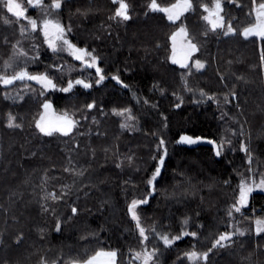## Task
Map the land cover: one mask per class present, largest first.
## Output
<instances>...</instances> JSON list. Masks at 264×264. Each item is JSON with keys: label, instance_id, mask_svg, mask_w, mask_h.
Returning <instances> with one entry per match:
<instances>
[{"label": "trees", "instance_id": "obj_1", "mask_svg": "<svg viewBox=\"0 0 264 264\" xmlns=\"http://www.w3.org/2000/svg\"><path fill=\"white\" fill-rule=\"evenodd\" d=\"M176 1L157 3L164 7ZM126 2L132 17L128 21L111 19L119 6L113 0H63L61 8L53 10L62 25L71 27L67 38L78 47L95 49L101 58L98 66L106 79L99 85L94 83L98 78L94 68L85 70L68 52L54 55L43 44L40 8L27 13L37 19V30L22 36L20 27L29 26L28 21L20 18L16 22L17 18L0 6V18L12 21L5 24L0 19V69L11 57L14 67L6 74L19 70L35 55L34 44L40 45L39 61L29 62V72H44L45 65L59 66L48 70L58 88L43 96L39 95L41 86L34 81L27 82L35 90L27 94L23 92L24 82L0 85V264H40L41 257L48 264H68L72 260L82 263L99 250H116L117 264H141L132 260V252L140 251L142 245L135 222L127 214V204L134 198L148 199L137 209L146 229L155 227L171 235L198 233L196 237L184 236L168 248L149 235L147 247H156L161 253L158 264H191L183 254L193 248L207 251L220 233L231 230L230 223L264 218L262 191L253 192L248 206L242 213H234L233 220L226 211L237 194L241 174L250 175L247 156L240 151L241 140L251 149L254 173H264V39H245L239 34L255 22L254 5L264 0H255V4L253 0H222L225 25L230 22L237 29L236 34L228 36L222 29L211 31L202 19L207 13L200 5L211 8L213 0H192L193 9L174 23L165 13L149 10L150 0ZM50 3L44 0L45 5ZM181 26L199 48L187 63L190 67L197 59L205 63L199 71L193 67L191 74L172 63L170 56L172 34ZM18 40L27 57L13 56L11 45ZM182 76L192 92L185 89ZM78 78L87 79L93 86L85 89L76 85L69 93L58 90L69 79ZM233 88L238 100L224 104L223 96ZM201 89L215 95L220 104L194 103ZM5 92L13 96L19 92L24 99L6 100ZM45 100L56 112H67L79 121L71 134L45 136L35 127ZM93 102L95 107L87 109L86 105ZM113 108H130L136 117L135 130L122 129L124 117L112 114ZM9 112L21 128L6 126ZM222 113L226 114L223 119ZM241 125L243 136L237 132L232 135ZM180 135L202 140L194 145L176 143ZM161 137L168 155L152 192L146 181L157 165L152 157L159 155L156 146ZM221 137L231 139L235 150L226 149L217 157L207 141L219 143ZM129 156L133 158L131 163L126 159ZM72 166L88 171L82 177L64 171ZM63 185L71 186L64 200L42 199L50 192L59 195ZM44 203L55 208V215L60 217L59 232L52 213L42 212ZM72 207L78 209L75 216ZM185 218L189 219L187 226L182 223ZM20 234L23 238L17 244ZM233 241L229 248L214 250L210 264H264V233L248 231L233 237Z\"/></svg>", "mask_w": 264, "mask_h": 264}, {"label": "snow or ice", "instance_id": "obj_2", "mask_svg": "<svg viewBox=\"0 0 264 264\" xmlns=\"http://www.w3.org/2000/svg\"><path fill=\"white\" fill-rule=\"evenodd\" d=\"M63 0H51V3L48 5L44 4V0H25V3L28 6L40 8L42 12H48L49 9L59 10L62 6ZM114 3H117L119 6L116 8L114 16L111 17V19H119L120 21H128L132 17L129 14V8L130 5L126 2V0H113ZM253 4H255V0H253ZM0 6L5 8L8 13H11L16 17V22H19L20 18H23L28 21V25L25 26L21 25L20 27V33L21 35H25L26 33L35 32L38 28V21L36 18H31L26 15L27 8L24 7V4L19 2V0H0ZM147 7L151 11H159L167 14V19L171 22H175L176 20H179L180 17L185 13L193 9V3L192 0H178L176 4H172L170 7L164 8L161 7L157 0H150V2L147 4ZM201 8H203L204 12L208 13L207 15L202 16V19L206 21L211 26V31L215 32L217 29H225L223 32V35L228 36L231 34H236L237 29L232 27V24L229 22L227 26L224 22V17L221 15L222 9V0H213V8H209L208 4H201ZM257 15V23L249 26L244 27L242 30H240V35H242L245 39L249 37H259L261 39H264V3H260L258 5V8L256 10ZM3 19V22L5 24H9L12 21H10L7 17L0 18ZM40 31L44 37L43 44H46L49 49L53 52L54 55H58L62 52H68L70 56H72L75 60L80 61L82 63L83 68L86 69H95L97 79L94 80V83L96 85H99L106 79L105 75L103 74V70L98 66V61L101 59L99 56L95 54L96 50L91 49L89 50L87 47H78L76 44H74L70 39L67 38V35L71 33L72 29L71 27H65L59 21H53L50 19H43L40 21L39 24ZM177 34H183L185 37L188 36L187 29L183 26L180 27L179 33H173L172 39L175 40V37ZM207 35V33H205ZM5 43H8V41L5 39ZM21 42L18 40L15 44H12L11 47L13 49V56L16 57V59H19L20 57H27L28 53L24 51L22 47H20ZM188 48L184 54V57L182 60H177L175 58V55L171 57L172 63L177 64L179 63L180 66L184 69L188 70V74H191L192 68L194 67L196 71H199L205 67V63L201 60H195L193 65L190 67L187 63L188 59L197 51H199V48L197 47L196 43L192 42V39L187 40ZM39 50L40 45H33V51L35 52V55L30 57L28 60L24 62V66L20 67L19 70H14L11 75L6 74L8 69H13L14 62L12 61V58L10 57V60L4 61L2 65V69H0V85H3L5 87L12 86L16 81H21L25 83V87L23 89L24 94H27L28 92L35 91L31 87H29L28 83L29 81H35L37 84H39L40 92L39 95L43 96L46 91L52 89L55 90L58 88L57 84L53 82V79L50 77L48 70L52 68H59L56 64L51 65H45V71L40 73H31L28 71V64L30 63H37L39 61ZM262 59H264V56H262ZM62 70V69H60ZM113 79L119 81L118 76H113ZM182 79L184 80V86L185 89L189 92H192L193 89L190 88L187 84V79L182 76ZM221 81L224 80V77H220ZM237 79H243V77H238ZM80 85L85 89L91 88L93 86L92 82L88 81L87 79H76L75 81L69 79L67 81V85L65 87H60L58 90L64 93H69L72 91V89L76 86ZM124 87H128V85H124ZM4 99L8 100L11 99L14 102L23 100L24 95H21L19 92L13 96L11 93L5 92ZM199 96L200 98L198 100H195L194 103H203L205 101H215L218 105L220 104V100L215 95H208L206 92H204L202 89L199 90ZM231 97V99H229ZM178 99H181L180 97H177ZM238 100L237 93L234 90L229 91V93H226L223 96V103L229 104L233 101ZM143 103L147 104L148 101L144 100ZM182 103V99H181ZM51 103L47 100L44 101V103L41 105V107L45 110L51 108ZM237 108L240 107L239 103H236L235 105ZM95 107V102L89 103L86 105L87 109H92ZM155 107V105H153ZM177 108L180 107V104L176 105ZM261 111H264V109H261ZM112 114L124 117V122L121 123L120 127L122 129H126L128 131L135 130V123L136 117L132 115L130 108H124V109H112ZM223 114L221 115V119L224 118ZM16 116L13 115L11 112L7 114V127L8 128H21L22 124L16 122ZM166 119V118H165ZM94 123H98V121L93 120ZM79 121L75 120L70 116L67 112H65L61 117L58 118L57 121H46L44 116L41 115L40 119L35 121V127L39 130L40 133H42L45 136H52L54 133H59L63 136H68L72 133L73 129L78 125ZM166 126V125H165ZM244 134V126L241 125L239 130V135L243 136ZM232 135H237L236 131L232 132ZM202 140L201 137H193L190 135H180L179 139L176 141V143L180 144H186V145H194L197 144ZM209 144L213 145L215 150V156L219 157L221 156L224 151L227 150H235L232 148V140L226 139L224 137H221L219 143L216 140H208ZM240 151L244 152L247 156L248 161V172L253 175H249L248 177H245L243 174H241V179L239 184L237 185L236 195L234 198L233 203L230 205V207L226 210L227 211V217L229 220L234 219V213H242V209L246 208L249 204V197L253 193L254 190L260 189L264 190V173L260 174V178L257 181L254 176V169L251 167L253 162V155L251 152V149L248 144H246L243 140L240 141ZM156 152L159 153V155H153L152 159L157 160V165L151 175L150 178L146 181L147 185H149L152 188V192L155 191V181L157 180V177L161 174V168L165 163V157L168 155V149L166 147V141L163 137L159 139V143L156 146ZM32 155H36V153H32ZM94 155V153H93ZM129 163L132 162V157L129 156L126 158ZM71 164V160L69 161ZM117 167H120V164L116 165ZM65 172H69L73 176L76 177H82L84 176L85 172L88 171V169H77L75 166L68 167L64 169ZM47 179V176H45V180ZM129 183L128 181H125V184ZM225 184L229 183L228 181L224 182ZM71 190L70 185H63L61 186L60 193L57 195L56 192H50L46 193L44 197H42L43 200L48 201L51 200L53 202H58L61 200H64L66 196L69 194ZM152 192H149L148 195L151 196ZM15 195V194H13ZM148 199L142 198V199H132L130 203L127 204V214L130 216L131 220L135 222V229L138 231V239L140 241V244L142 245L140 251H133L132 252V260L140 261L141 264H158V257L161 255L159 250L156 247H153L149 249L147 247L146 242L149 240V235H153L154 238L158 239L159 241H162L165 248L171 247L176 241L181 240L184 236H192L196 237L198 235L197 232H187L182 231L179 235H171L168 232H158L155 227H151L146 229L142 225L141 216L138 213L137 209L139 206L147 204ZM41 210L44 213L51 212L52 215L55 218V230L59 232L61 230V224L62 221L59 216L55 215V208L50 207L47 203H44L41 205ZM71 212L73 216L78 214V209L76 207L71 208ZM71 219V218H69ZM183 225L187 226L189 223V219L185 218L183 220ZM255 229L254 232L256 235H260L264 233V218L257 217L254 221ZM228 227L233 230L225 231L220 233L212 242L211 247L207 249V251H197L195 248H193L190 251L185 252L183 255L187 258L188 261L191 262V264H210V254L214 252V250L219 249H225L232 246L234 243L233 237L235 236H244L246 231H249L248 229H242L239 227V222H236L235 224H229ZM41 234H43L44 230H40ZM23 238V235L20 234L16 237V243L19 244ZM2 243V241H0ZM117 251L111 250V251H104L99 250L95 253V255L90 256L88 259L83 261V264H101V261L99 258L103 257L104 260L102 264H116V258H117ZM40 264H48L46 258L41 257ZM52 264H57L56 261H53ZM68 264H79V261L72 260L68 262Z\"/></svg>", "mask_w": 264, "mask_h": 264}, {"label": "rangeland", "instance_id": "obj_3", "mask_svg": "<svg viewBox=\"0 0 264 264\" xmlns=\"http://www.w3.org/2000/svg\"><path fill=\"white\" fill-rule=\"evenodd\" d=\"M19 2L23 3V4H24V7L27 8L26 15H27V13L30 14L29 12H30L31 10H34V9H35V7L28 6V5L25 3V0H19ZM177 2H178V0H177L176 2H174L173 4H176ZM261 3H264V2H261ZM259 4H260V3L255 4V5H254V8H253V15L255 16V22H254L253 24L257 23L256 10H257ZM171 5H172V4H171ZM171 5H169V6H164V8L170 7ZM211 8H213V7H211ZM53 10H54V9H49L48 12H41L40 14H43V15H42V19H41V21H42L43 19H50V20H53V21H59V23H61L60 20H59L54 14H53ZM41 11H42V10H41ZM165 14H166V13H165ZM207 14H208V13H207ZM221 15L224 17V15L222 14V12H221ZM27 16H28V15H27ZM166 16H167V14H166ZM28 17H29V16H28ZM39 24H40V21H39ZM61 24H62V23H61ZM253 24H252V25H253ZM209 25H210V24H209ZM250 26H251V25H250ZM248 27H249V26H248ZM179 29H180V27L177 28L173 33H179ZM222 30L225 31L226 28H225V29H222ZM172 35H173V34H172ZM43 38H44V37H43ZM171 39H172V37H171ZM188 39H189L188 36L185 37L183 34H177L176 37H175V40L172 39V47H171L172 49H171V54H170V56L172 57L173 55H175V58H176L177 60H182L183 57H184V54H185V52H186V50H187V48H188V44H187V40H188ZM193 63H194V62H193ZM177 64H179V63H177ZM179 65H180V64H179ZM34 82H35V81H34ZM63 114H64V112H56V111L53 109L52 106H51L50 109H47V110L43 109V111H42V113H41V115L44 116V118H45L46 121H53V122L57 121L58 118L61 117ZM41 115H40V117H41ZM69 115H70V114H69ZM70 116H71V115H70ZM40 117H39V119H40ZM239 130H240V128H237V130H236V132H237L238 134H239ZM250 175H253V174H250ZM254 176H255V179L258 181L259 178H260V175H256V174L254 173ZM255 191H262V192H264V190H260V189H256V190H254L253 192H255ZM254 221H255V220H252V221L247 220V221H245L246 223H245V222H243V223H239V227H241L242 229H248L249 232H250V231L254 232V229H255ZM235 223H236L235 221L232 222V224H235ZM231 230H233V229H231ZM246 232H248V231H246ZM246 232H245V233H246ZM104 251H111V250H104ZM99 259H100L101 264H102L104 258L101 257V258H99ZM80 263H81V262H80ZM81 264H83V262H82ZM116 264H117V263H116Z\"/></svg>", "mask_w": 264, "mask_h": 264}, {"label": "crops", "instance_id": "obj_4", "mask_svg": "<svg viewBox=\"0 0 264 264\" xmlns=\"http://www.w3.org/2000/svg\"><path fill=\"white\" fill-rule=\"evenodd\" d=\"M79 264H81V263L79 262Z\"/></svg>", "mask_w": 264, "mask_h": 264}]
</instances>
